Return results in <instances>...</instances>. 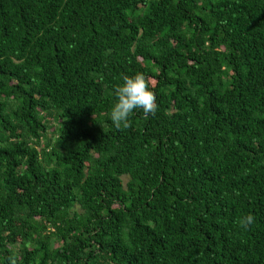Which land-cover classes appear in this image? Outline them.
Masks as SVG:
<instances>
[{
	"label": "trees",
	"instance_id": "1",
	"mask_svg": "<svg viewBox=\"0 0 264 264\" xmlns=\"http://www.w3.org/2000/svg\"><path fill=\"white\" fill-rule=\"evenodd\" d=\"M137 72L157 109L117 129ZM12 253L264 264V0H0V264Z\"/></svg>",
	"mask_w": 264,
	"mask_h": 264
},
{
	"label": "clouds",
	"instance_id": "2",
	"mask_svg": "<svg viewBox=\"0 0 264 264\" xmlns=\"http://www.w3.org/2000/svg\"><path fill=\"white\" fill-rule=\"evenodd\" d=\"M115 103L111 106L109 118L117 129L130 126V116L135 110H142L145 115L155 113L157 109L156 97L147 83L142 72L133 75H124L121 83L114 89ZM255 222L252 214L243 216L240 224L247 228ZM5 264H18L15 253L6 257Z\"/></svg>",
	"mask_w": 264,
	"mask_h": 264
},
{
	"label": "rangeland",
	"instance_id": "3",
	"mask_svg": "<svg viewBox=\"0 0 264 264\" xmlns=\"http://www.w3.org/2000/svg\"><path fill=\"white\" fill-rule=\"evenodd\" d=\"M51 136V135H50Z\"/></svg>",
	"mask_w": 264,
	"mask_h": 264
}]
</instances>
